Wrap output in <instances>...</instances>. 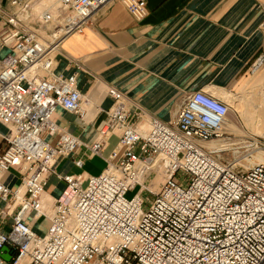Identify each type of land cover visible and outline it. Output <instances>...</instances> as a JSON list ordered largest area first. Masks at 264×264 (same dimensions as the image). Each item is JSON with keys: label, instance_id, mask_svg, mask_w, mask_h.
<instances>
[{"label": "built area", "instance_id": "2783aa9c", "mask_svg": "<svg viewBox=\"0 0 264 264\" xmlns=\"http://www.w3.org/2000/svg\"><path fill=\"white\" fill-rule=\"evenodd\" d=\"M111 1L8 0L0 123L11 134L0 152V264L6 247L10 264H264V163L237 170L224 158L229 149L209 147L234 139L228 103L196 92L164 123L129 112L123 95L108 88L112 106L91 144L53 122L58 108L85 117L77 76L54 74L55 57ZM121 1L135 20L146 17L143 1ZM259 68L264 46L252 72ZM113 135L118 143L103 158L104 170L87 180L58 176L65 189L49 207L45 184L56 162L80 147L102 157ZM156 169L163 181L152 193L143 181ZM11 170L19 176L15 189L4 183ZM134 187L137 194L127 199ZM30 215L49 221L43 235L26 223Z\"/></svg>", "mask_w": 264, "mask_h": 264}, {"label": "crops", "instance_id": "0c3cea01", "mask_svg": "<svg viewBox=\"0 0 264 264\" xmlns=\"http://www.w3.org/2000/svg\"><path fill=\"white\" fill-rule=\"evenodd\" d=\"M147 15L135 20L121 0H112L92 17L82 34L73 35L60 46L55 57L56 75L76 74L77 86L85 101L83 119L58 108L53 122L84 145L96 138V126L112 106L107 89L115 88L124 97L125 108L145 117L168 123L183 101L196 92L231 104L242 128L252 129L254 119L241 111L245 100L251 104L264 128V68L252 72L264 46V0H141ZM43 3V2H42ZM11 10L8 0H0V33L5 14ZM9 50L0 44V67ZM231 106V105H230ZM232 114H234L232 112ZM240 114V115H239ZM11 129L0 123V152L3 137ZM118 139L111 136L102 157L91 156L80 147L74 154L60 158L55 174L47 178L45 203L50 207L64 191L58 176H76L87 180L98 176ZM82 160L77 167L74 161ZM17 171L4 176L12 189L19 185ZM5 212L0 201V213ZM7 222L9 219L7 218ZM31 229L43 235L49 221L43 217L26 219ZM4 264H10L12 251H3Z\"/></svg>", "mask_w": 264, "mask_h": 264}, {"label": "rangeland", "instance_id": "374dc122", "mask_svg": "<svg viewBox=\"0 0 264 264\" xmlns=\"http://www.w3.org/2000/svg\"><path fill=\"white\" fill-rule=\"evenodd\" d=\"M257 102L259 101L246 99L245 104L240 106L241 111H246L247 116H250L251 119H254V125H251L252 129L247 127L243 129L241 128L242 126L240 124V131L239 133L235 134L233 139V143L236 145L234 148L236 149L234 151L230 150L224 157L226 161H233V163L237 165V170H246L255 164L264 162V154L257 153V151L260 150L264 153V128H262L263 124H260V117L254 112V108L251 106V104H256ZM260 102L264 108V97H262ZM230 105L234 115L237 114L238 111L235 108V105H237L236 102L232 101ZM162 181V172L160 169H156L153 174L149 175L143 181V183L149 191L156 193L159 191ZM138 189L139 187H134V189L127 193L126 198L130 199L135 196L138 192Z\"/></svg>", "mask_w": 264, "mask_h": 264}, {"label": "bare ground", "instance_id": "6f19581e", "mask_svg": "<svg viewBox=\"0 0 264 264\" xmlns=\"http://www.w3.org/2000/svg\"><path fill=\"white\" fill-rule=\"evenodd\" d=\"M43 3H45V2H43ZM229 117L234 122V131H235V134L239 133V131H240V123L235 118L234 114H232V112H230ZM235 146L236 145L233 143V141H227V142L226 141H217V142L211 143L209 145V147L212 148L215 151H223L225 149H229V150H233L234 151L236 149V148H234ZM260 151H257V153L258 154H264L262 151L261 152ZM260 163H264V162H260Z\"/></svg>", "mask_w": 264, "mask_h": 264}, {"label": "water", "instance_id": "95a60500", "mask_svg": "<svg viewBox=\"0 0 264 264\" xmlns=\"http://www.w3.org/2000/svg\"><path fill=\"white\" fill-rule=\"evenodd\" d=\"M4 251V250H3Z\"/></svg>", "mask_w": 264, "mask_h": 264}]
</instances>
